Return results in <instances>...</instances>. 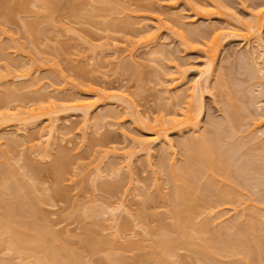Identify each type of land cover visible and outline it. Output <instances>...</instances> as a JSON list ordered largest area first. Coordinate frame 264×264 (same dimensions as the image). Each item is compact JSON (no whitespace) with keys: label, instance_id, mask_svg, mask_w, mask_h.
Returning a JSON list of instances; mask_svg holds the SVG:
<instances>
[{"label":"rangeland","instance_id":"1","mask_svg":"<svg viewBox=\"0 0 264 264\" xmlns=\"http://www.w3.org/2000/svg\"><path fill=\"white\" fill-rule=\"evenodd\" d=\"M208 1L190 0L188 5L184 0H42L46 7L48 6L42 10L41 4L38 5L41 1L38 0H0V109L6 107L4 110L8 109L11 113L6 117H0V135L4 133L5 135L2 136L7 135L9 137L12 133H15L16 128H22L21 125H26L25 136L34 139L38 129L46 127L50 119H56L55 122L58 125L56 142L51 146L50 157L45 155V159L44 157L41 158L42 155L39 157L40 152L37 155L38 152L33 151L36 145H33V149L29 145L37 144L36 140L29 143L26 142L24 135L23 138H19L21 135H18L17 138L19 139L15 138L16 142L11 141V144H7L3 139L0 142V177H7L8 187L13 184L16 177L26 182L29 181L31 186L27 183L30 190L33 188L28 194L30 204L18 209L21 215V218H17L18 221L21 219L19 222L38 225L44 230L45 236L48 235L47 238L51 235L49 240L52 239L51 242L55 247L65 249L64 252L67 251L69 256H73L74 262L77 261L76 264H119V261L120 264H141L144 260L145 262L142 264H161L158 257H156V255H159L160 250L158 249V251L151 244L159 237L156 235H160L165 230H170V225L175 220L171 210L174 205L173 190L180 188L182 185L184 186V181L181 184L180 179L177 182L170 179L169 169L170 167L171 169H174L172 167L177 168L180 164V167H185V161L191 159L184 152L186 148L184 149L178 142L181 139L190 138L191 135L195 138L197 132V135L200 136L205 131L210 134L213 132L211 135L208 133V137L211 136L210 138L218 135L216 145L223 146L221 150H223V154H226V161L231 158L234 159L230 160L232 162L227 161V163L229 162L226 165L227 168H224L225 170L222 172H216V174L215 172L212 173L211 170L209 172L206 168L205 172L202 171L204 167L200 169L199 173L196 171L199 178L195 177L197 180L194 179L195 185L201 184L205 188L208 186L207 182L209 181L212 185L216 183V187L209 185L212 186V188L209 187V193H200L198 200L200 201L209 196L206 197L207 201L212 199V201H216L218 194L224 190L227 195L221 194L226 202L221 200V202H218L221 205H214L216 206L214 208L213 206L211 208V205L207 203V205H202L197 209L198 213L193 215L192 224L197 228L202 225L203 228L206 221L209 222L210 219L212 225L208 224L211 228L209 231L206 228L202 229L206 232L201 233L202 238H198L200 242L197 243L196 241L197 247L194 249L187 247L186 244L185 246L184 244L177 245L173 252L176 251L171 253V256L174 254L175 259L173 258V261L176 264H210L211 262L209 263L208 259L204 260L205 254H201L204 249L201 250V246L206 245L210 239L211 244L216 242L217 246H220L218 242L224 240L227 235L229 237L233 235L231 238L236 237H234L236 245H239V242L241 243L240 248L244 243L242 241L246 243L243 244V247L249 245L246 247L251 250V257L248 259V254L246 259L245 257L238 259V255L229 258V254L226 255L225 251L223 252L220 249L221 251L218 250L215 255L218 257H216L218 264H238L239 262V264H263L264 248L261 247L263 250L259 252L256 244H264V217H262L264 215V169H261L264 168V131H262L263 128L260 131L256 130L253 121L257 120L258 116H264V90H262L264 89V64H261L260 57H256V54L252 55L254 64L251 61L252 59L249 60L251 55L249 57L247 54H251L253 52L251 48L254 47V44H251L253 40L251 37L246 35H240L238 38L227 37V40L222 43L223 47L219 49L214 61L215 68H219L215 70L217 72L223 71V78L220 79L222 84L220 83V87L215 85L217 79L211 78V83L208 84L209 88L203 90L202 104L204 106L201 110L200 127L195 134H189V131L186 130L181 133H176V130L169 131V137L174 144H177L172 147L173 150L170 149L173 153L170 150L166 153L163 151L164 149H159L160 144H153L150 150L151 155H148L150 159H148V162H146L145 151L140 150L138 146V148L136 147L140 140L147 141L150 136L148 132L141 129L138 120L145 121L148 119L152 121L153 118L161 116L165 118L174 115L180 116L179 111L186 105L188 98L186 96L175 97V93L185 89V86L197 76V69L202 67L203 61H205V44L202 40L208 39L209 36L210 39L211 33L218 29V26L223 28L229 23L226 21L227 16H231L233 19L236 18L240 22H246L250 17L255 18L250 16V14L254 15L251 10L258 9L259 4L264 3V0H222L227 5L226 8L230 7L234 12L224 10L225 5L222 4L223 7L217 6L219 13L211 12L206 14L209 15L206 18L196 16L193 7L197 5L199 9L202 6V9L205 8L204 10L211 8V11H213V1ZM51 2H54V4ZM222 15L226 16V20ZM251 19L250 21L254 20ZM118 20L119 23H117ZM229 21L232 22L233 20L229 19ZM26 22H29L28 25ZM150 22H153V24L156 22L155 25L159 24L160 26L156 30L158 40L146 44V41L142 40L145 39L142 33L151 25ZM144 23L148 26L146 29ZM237 25L236 29L240 28V25ZM151 27H149V30L153 29L154 25ZM197 28L200 29L197 30ZM190 29L194 30L195 32H193L197 36H201V32H203V35L193 39L196 38V34L191 35L188 32ZM143 30L144 32H141ZM176 30L181 31L183 40L177 36ZM139 34L143 36L142 39ZM261 36L264 40V22L262 23ZM136 38L138 44L135 42ZM139 39L143 42H140ZM186 40L191 43L195 42L196 46L194 43L195 47H191V43ZM155 47L163 51V55L160 53L161 58H157L161 60L156 61L155 59L156 62L149 54ZM240 53L241 55L238 57ZM157 56L160 57L158 53ZM175 64L177 65L176 68L174 67ZM175 69H178L180 73L174 72ZM257 69L258 71H256ZM23 71H28L27 77L24 76L26 74ZM166 72H173L171 75L174 76L179 75L181 81L174 88L172 87L173 89L170 88L167 91L165 89L168 87L170 80H167L168 75ZM21 73L24 74V77L19 76L22 75ZM219 74L222 73H218L217 76ZM33 81L36 84L28 87L27 85ZM215 86L219 88L217 87V89ZM85 87H91L94 91L84 94L82 88ZM100 87L109 95L106 97L103 94H99L100 97L94 96L93 93H97ZM120 93L126 95L125 97L130 98L135 103V108L137 107L141 116L131 113V109L124 103L117 101L120 99L118 98ZM259 94L262 95V98ZM53 95H56L55 98L59 97L60 101L64 98L67 99L69 96L76 98L81 96L87 97L88 100L93 99L94 103L97 102L93 109H90V111L92 110L90 115L97 114L100 117L99 125L96 120L93 121L92 119L95 122L94 127L92 125L89 130H86L84 142L81 141V116L79 112L73 108L62 107V105V108L57 109L58 111L49 112L53 108L50 107L52 106L49 103L51 100L48 99ZM110 95L111 97H108ZM2 97L5 100L4 102H2ZM62 97L63 99H61ZM55 100L52 99V101ZM60 101H56L58 103L55 102L57 105H54L60 106L62 103V101L59 103ZM68 102L65 105L68 106ZM69 103L71 104V101ZM191 104L194 106L196 102L192 101ZM15 111L20 112L21 115L25 114L22 117H27L25 118L27 121L20 114L13 116ZM99 114H102V117ZM11 115L14 118H9ZM29 116H32V119ZM133 118H137L135 119L136 122ZM22 120L24 122H21ZM100 126L101 128H99ZM158 150L165 153H160ZM130 151L132 152L129 153V166H126L127 160H123V156H125L123 152L127 154ZM190 159L187 162L188 164L193 163V160ZM110 163L113 164L110 165ZM110 167L114 169L111 170ZM180 167L176 169V175ZM196 172H193L194 175H196ZM204 173L208 175L212 173L214 179L212 176H208V181L202 182L204 178L202 174ZM12 176L15 177L14 180H11L13 179ZM216 176L217 178H221V176L223 178L217 180ZM186 183L188 182L186 181L185 185ZM33 184L34 186H32ZM217 187L218 191L216 190ZM8 191L10 190L7 189ZM215 194H217V197ZM118 204H121L118 209L114 212L113 210L109 211L110 208L113 209ZM1 206L0 214L4 209L3 205ZM218 206L219 208H217ZM211 209H214L213 212L210 211ZM28 210H31L34 214L32 216L31 214L27 215ZM83 211L84 213H82ZM90 211L91 213H88ZM94 212L96 216L93 214ZM218 214L223 216L216 219L217 222L220 221L221 223H215L216 220L212 219L214 215ZM230 223L232 225H229ZM247 224L249 226L253 224L251 230ZM221 225H235L237 229L235 231L234 228L228 230L226 234H224L226 230L223 229L224 231L219 232L220 236L219 233L211 234L214 229L217 230ZM245 228L249 229L246 233L245 230L247 229ZM54 229L57 231V236ZM219 238L222 239L217 242ZM88 239H90L89 242L95 244H92V251H90L91 247L87 245L89 243ZM199 244L200 246H198ZM263 244L261 245L263 246ZM205 245L202 248H205ZM253 246L257 247L253 248ZM113 248L117 249L114 250ZM112 249L116 251L114 252L115 255L120 257L117 258L119 261L117 259L114 261L115 255L113 258L110 256V254H114ZM111 251L112 253H110ZM76 252L79 254L77 255ZM153 253L158 254L153 255V257L151 255ZM3 254L0 253V260L10 256L7 253ZM6 254L7 256H5ZM80 256L79 261L76 257ZM105 256H107V260ZM227 257L229 259L226 260ZM10 259L12 258L6 260ZM3 262L5 263V261ZM10 262L12 261L7 263Z\"/></svg>","mask_w":264,"mask_h":264},{"label":"bare ground","instance_id":"2","mask_svg":"<svg viewBox=\"0 0 264 264\" xmlns=\"http://www.w3.org/2000/svg\"><path fill=\"white\" fill-rule=\"evenodd\" d=\"M38 1H41L42 2V0H38ZM50 1V0H49ZM93 1V0H92ZM95 1V0H94ZM188 5H189V3H190V0H184ZM207 2H209L208 0H206ZM211 2H212V4H213V6H214V8L212 7V10L213 11H211V8H209V9H206V10H204L205 8L203 7V9L200 7V9H199V7H193V9H194V14L197 16V15H199V16H201V17H207V16H209V15H206V14H209V13H211V12H214V13H219V10L217 9V6H222V4L223 5H225L224 3H223V1L222 0H210ZM38 3V5L39 4H41L40 6L42 7V10H43V8L44 7H46V4L45 3ZM48 2V1H47ZM211 2H210V5H211ZM49 3V2H48ZM51 3H53L54 4V2H51ZM96 3V2H95ZM103 3V2H102ZM259 3H260V1H259ZM258 3V4H259ZM37 4V3H36ZM42 4H45V5H42ZM58 4V3H57ZM193 4V3H192ZM219 4H221V5H219ZM51 6V5H50ZM97 6V5H96ZM100 6V5H99ZM226 6L227 5H225L224 7H223V9L224 10H228V11H232V9H230V7L229 8H226ZM38 7V6H37ZM48 7V6H47ZM46 7V8H47ZM51 7H53V6H51ZM105 7V6H104ZM192 7V6H191ZM219 7V8H220ZM258 7V6H257ZM45 8V9H46ZM94 8H95V6H94ZM41 9V8H40ZM53 9V8H52ZM202 9V10H201ZM221 9V8H220ZM94 11H95V9H93ZM100 10V9H99ZM106 10H107V8H106ZM224 10H222V11H224ZM45 11V10H44ZM43 11V12H44ZM103 11H105V10H103ZM251 11H253V13L252 14H254V15H251L250 14V16H254L255 18H252V17H250V18H248V20L246 21L245 19H243L244 21H246V22H240L238 19H236V18H232L231 16L229 17V16H225L226 18H227V20H226V18L222 15V17H224L225 18V20L227 21V22H229V23H227L223 28H221V26L219 27H217L218 29H213V30H215V31H213L210 35H211V38L209 39V37H208V39H207V41H205V40H202L203 42H204V44H205V50H204V52H205V54H204V57H205V61H203L204 63L202 64V67H199V69H197V76H195L194 78H193V80L191 81V82H189V84L187 85V86H185L186 88L185 89H183V90H181V92L179 91L178 93L176 92L175 93V97H178V98H180V97H187L188 99L186 100L185 98H182V99H185L186 100V105L185 106H183L182 107V109L179 111V114H180V116H176V115H174L173 117L172 116H170V117H163V116H161V117H159V118H153L152 119V121L151 120H148V119H146L145 121L144 120H142V119H140V121L138 120V122H140L139 123V126L141 127V129L142 130H144V131H146V132H148L149 134H150V136L147 138L148 140L147 141H143V140H140L139 142H138V144L136 145V147L138 146L139 147V149L140 150H144L145 151V153H146V162H148V155H151V153H150V150L152 149V145L154 144H160V146H159V149H164L163 151H165L166 153H167V151H169L170 149H172L173 150V146L176 144H174V142L171 140V138L169 137V131H175L176 130V133H181V132H184L185 130L188 132L189 131V134H195L196 132H197V130L199 129V124H200V117L202 116V113H201V110L203 109L202 107L204 106L203 104H202V92H203V90H205V89H208L209 88V86H208V84H209V82H210V79L211 78H213V79H217L216 81H217V84H215V85H218L219 87L221 86V82H222V80H221V82H220V79H222L223 77V71L222 72H217L215 69L216 68H218V67H216L215 68V59H216V56H217V53L219 52V49L221 48V47H223V45H222V43H224L225 42V40H227V37H229V38H238V36H240V35H246V36H248V37H251L253 40H252V45L254 44V47L253 48H251L252 47V45L250 44V48L251 49H253L252 51V53L250 54V53H248L247 55H249V57H250V55H251V57H252V55L254 54H256V57H260L259 59L261 60H258V58H255V59H257L258 61H260L261 62V64L263 63L264 64V40H263V38H262V36H261V28H262V23L264 22V3L262 2L261 4H259V8L257 9H253V10H251ZM113 12V11H112ZM232 12H234V11H232ZM251 13V12H250ZM106 14H108V15H110L109 13H106ZM44 15V14H43ZM203 15V16H202ZM237 15V14H236ZM115 16V15H114ZM239 17V16H238ZM108 18V17H107ZM112 18V17H111ZM117 18V17H116ZM159 18V17H158ZM240 18V17H239ZM256 19L255 21L254 20H252V19ZM114 19V18H113ZM120 19V18H119ZM229 19L230 20H233V21H235L234 23H232V22H230L229 21ZM250 19L252 20V21H250ZM111 21H113V20H111ZM115 21V20H114ZM120 21H121V19H120ZM123 21V20H122ZM125 22V21H124ZM29 23V22H28ZM28 23L26 22V24L28 25ZM116 23V22H115ZM117 23H119V20H118V22ZM122 23V22H121ZM151 23V22H150ZM155 23L156 22H154V24H153V22L151 23V25H149V27H151V26H153L154 25V27H153V29H151V30H149L150 28L147 26V24L146 23H144L143 25H145V29H146V27H148L147 28V30L144 32V30L143 31H141V32H144V33H142V35H144V38L145 39H142L143 38V36L142 35H140V38L147 44L148 42H150V43H154V42H156L155 40L157 39L156 38V30L160 27L159 26V24L156 26L155 25ZM153 24V25H152ZM237 24H239L240 25V28H238V29H236L237 27H238V25ZM222 25V24H221ZM113 26H115L114 24H113ZM157 28H156V27ZM226 26H228V27H226ZM197 27H200V26H197ZM214 27H216V26H214ZM29 28H30V25H29ZM152 28V27H151ZM213 28V27H212ZM234 28V29H233ZM193 29H194V27H193ZM196 29V28H195ZM198 29H200V28H197V30ZM209 29H211V28H209ZM240 29V30H239ZM196 30V31H197ZM202 30H203V28H202ZM239 30V31H238ZM194 30H192V29H190L188 32L191 34V35H194V34H196V33H194L193 32ZM209 32H210V30H208ZM240 31H242V32H240ZM176 32V34H177V36L179 37V38H181L182 40L184 39L183 38V35L181 34V31L180 30H176L175 31ZM192 32V33H191ZM199 33L201 32V31H198ZM194 33V34H193ZM202 33V35H203V32H201ZM206 33V32H205ZM208 33V32H207ZM138 35V36H139ZM201 35V34H200ZM201 35V36H202ZM205 35V34H204ZM142 36V37H141ZM190 36V35H189ZM199 36V35H198ZM197 34L195 35V37L196 38H193V39H197ZM201 36H199V37H201ZM207 36V35H206ZM237 36V37H236ZM198 37V38H199ZM192 38V37H191ZM203 38V37H202ZM201 38V39H202ZM240 38V37H239ZM141 39H139V41L140 42H143ZM186 39V38H185ZM204 39V38H203ZM158 40V39H157ZM189 40H191V39H189ZM189 40H186V41H188L189 42ZM246 40H248V39H246ZM246 40H245V42H246ZM196 41V40H195ZM198 41V40H197ZM137 44H138V40H137V38H136V41H135ZM193 42V41H192ZM199 42H201L200 40H199ZM202 42V43H203ZM144 43V44H145ZM189 43H191V42H189ZM195 42H193V43H191L190 45H192L191 47H193ZM141 44V43H140ZM145 44V45H146ZM188 44V43H187ZM150 45V44H149ZM155 45V44H154ZM183 45H184V43H183ZM248 45V44H247ZM185 47H186V45H184ZM189 46V45H188ZM195 46H196V43H195ZM194 46V47H195ZM1 47V46H0ZM148 47V46H147ZM160 47V46H159ZM190 46H189V48H191ZM145 48V47H144ZM163 48V47H162ZM161 48V49H162ZM247 48V47H246ZM192 49V48H191ZM163 50V49H162ZM250 50V49H249ZM248 51V50H247ZM157 53H158V55L160 56V53H161V55H163L162 53H163V51H161L160 49H158V48H154L153 49V51L152 52H150L149 54H151L152 55V59L155 61V59H156V61L158 60L157 58H161V56L160 57H158L157 56ZM164 54H165V51H164ZM167 54V53H166ZM219 55V54H218ZM241 55V53L238 55V57ZM1 56V55H0ZM244 56H245V54H244ZM149 57H150V55H149ZM237 57V58H238ZM248 57V56H247ZM249 58V60L250 59H252L251 61L253 62V64H254V59H253V57L252 58ZM150 59V58H149ZM151 59V60H152ZM244 59V58H243ZM159 60H161V59H159ZM158 60V61H159ZM256 60V61H257ZM155 61V62H156ZM252 65V64H251ZM260 65V64H259ZM176 64H175V68H176ZM250 66V65H249ZM255 66V65H254ZM254 66H253V69H254ZM219 69V68H218ZM252 69V70H253ZM221 70V69H220ZM224 70V69H223ZM255 70V69H254ZM217 72V74L218 73H222L221 75L219 74L218 76H217V74H216V72ZM256 71H258V69L256 70ZM24 72V74H26V75H24V74H22V75H19V76H21V77H27L28 75V71H23ZM174 72H179L178 71V69H175L174 70ZM254 72V71H253ZM260 72H261V69H260ZM171 73H173V72H166V74L168 75V77H167V80H170V82L167 84L168 85V87H166V91L167 90H170V88H174V86H176V85H178L181 81L179 80V78H180V76L179 75H177V76H174V75H171ZM180 73V72H179ZM24 75V76H23ZM18 76V77H19ZM21 77H19V78H21ZM24 80V79H23ZM37 81V80H36ZM39 81V80H38ZM180 81V82H179ZM39 83V82H38ZM178 83V84H177ZM211 83V82H210ZM216 83V82H215ZM221 83V84H220ZM35 84H36V82H35ZM34 84V81L33 82H31V83H29L27 86L29 87V86H32V85H35ZM25 85V86H26ZM218 86H215L216 88L218 87ZM34 87V86H33ZM165 87V86H164ZM208 87V88H207ZM218 87V88H219ZM20 88V87H19ZM24 88V87H23ZM172 88V89H173ZM217 88V89H218ZM264 88V87H263ZM96 89V88H95ZM8 90V89H7ZM35 90V89H34ZM262 90H264V89H262ZM261 90V91H262ZM32 91V90H31ZM39 91V90H38ZM92 91H94L93 90V88H91V87H85V88H82V92L85 94V93H87V92H91L92 93ZM260 91V92H261ZM8 92H9V90H8ZM29 92V91H28ZM10 93H12V92H10ZM25 93V92H24ZM38 93H40V92H38ZM96 93V92H95ZM95 93H93L94 94V96L95 95H97V96H99L100 97V95H102L103 94V96L104 97H106L107 95H109V93H106L104 90H103V88H99L98 89V92L95 94ZM122 93V92H121ZM120 93V94H121ZM263 93H264V91H263ZM9 94V93H8ZM100 94V95H99ZM119 94V96L120 97H118V98H120V99H118V98H116V99H118L117 101L118 102H122V103H124L129 109H131V113H134V114H139V116H141L140 114L141 113H139L138 112V109H137V107L135 108V103L134 102H132L131 100H130V98H128V97H125L124 95H120ZM2 96H3V94H1ZM10 95V94H9ZM8 95V96H9ZM39 95V94H38ZM259 95H261V94H259ZM7 96V97H8ZM41 96V95H40ZM54 96H56V95H53V96H51L50 97V99H48V100H51L49 103L52 105V106H50V104L49 103H47V104H49V106L51 107V108H53V109H51L49 112L50 113H52V112H56V111H58L57 109H59V108H62V107H65V108H67V107H69L70 109L71 108H73V109H75V111H77V112H79V114H80V116H81V120H80V124H81V127H80V130H81V134L80 135H82V138H81V141L82 142H84V140H85V138H86V130L88 129L89 130V128L92 126V127H94V123L95 122H93V121H95L96 120V123L98 124L99 123V116H97V114H95V115H90V112L92 111H90V109L92 108L93 109V107L96 105V103H94V101H92V100H88V98L87 97H68L67 99H63V97L61 98V99H63L64 101H65V103L67 104V102L69 101V98H70V101H71V104L68 102V106L67 105H65V103L63 102V100H61L62 101V103L64 104V106H63V104L61 103V101L59 100V97H54ZM174 96V95H173ZM6 97V98H7ZM49 97V96H48ZM108 97H111V95L110 96H108ZM260 97V96H259ZM263 97H264V94H263ZM1 98V97H0ZM37 98H39V97H37ZM56 100H55V99ZM85 98H86V100H85ZM122 98V99H121ZM261 98H262V95H261ZM2 99H3V97H2ZM52 99L53 100H55V101H52ZM100 99V98H99ZM264 99V98H263ZM122 100V101H121ZM2 101V100H1ZM5 100L3 99V101L2 102H4ZM56 101H60L59 103H61L60 104V106H55V105H57L56 103H58V102H56ZM182 101V100H181ZM192 101L194 102H196V105H194L193 106V104H191L192 103ZM56 102V103H55ZM260 102H262V101H260ZM259 102V103H260ZM185 103V102H184ZM55 104V105H54ZM69 104H70V106H69ZM94 104V105H93ZM182 104V103H181ZM261 104H263V103H261ZM0 105H1V103H0ZM2 105H3V103H2ZM53 105H54V107H53ZM61 105H62V107H61ZM123 105V104H122ZM259 105V104H258ZM8 106V105H7ZM49 106H47L48 108H49ZM1 107V106H0ZM54 108H56V109H54ZM4 109H6V107L5 108H3V109H0V117L1 118H3V117H6L7 115H9V110L7 109V110H4ZM3 110V111H2ZM56 110V111H55ZM15 112H16V115H15ZM13 114V116H18L17 114H20L21 115V113L19 112H17V111H15ZM28 113V112H27ZM29 113H31V112H29ZM49 113V114H50ZM114 113V112H113ZM200 113H201V115H200ZM11 114V113H10ZM105 114V113H104ZM174 114H176V113H174ZM19 115V116H20ZM22 115H25V114H22ZM22 115H21V117H22ZM99 115H101V117H102V114H99ZM110 115V114H109ZM112 115V114H111ZM93 116H95V117H93ZM137 117H138V115H136ZM176 116V117H175ZM12 117V115L9 117V118H11ZM31 117V119H32V116H29V118ZM12 118H14V117H12ZM23 119H25V118H27V117H25V116H23L22 117ZM141 118V117H140ZM18 119V118H17ZM92 119H93V121H92ZM134 119V118H133ZM135 119H137V118H135ZM134 119V120H135ZM139 119V118H138ZM9 120V119H8ZM21 120V119H20ZM26 121H27V119H25ZM56 120V119H55ZM55 120L52 118V119H50L49 120V123H47L46 124V127L44 126V127H42L40 130L38 129V131L36 132L37 134L34 136V139H32V137H31V139L30 138H27L25 135H26V128H25V126L26 125H21V126H23L22 128L20 127V128H16L15 129V133H12V137L11 136H2V135H5L4 133L2 134V135H0V142H2V140L3 139H5V143H7V144H9L11 141L12 142H16L17 140H15V138L16 139H19V138H23V135H24V137L26 138V142L28 141L29 143H32V142H30V141H32V140H34V142H35V140H36V143L37 144H29L30 145V147L33 149V147L35 146L36 148H34L33 149V151H36V153H37V155H39V152L41 153L40 154V156L39 157H41V155H42V157L41 158H43L44 157V159H45V157L46 156H49L50 157V152H51V146H52V144L54 145L55 144V137H56V132H57V129H58V125L56 124V122H55ZM225 120V119H224ZM31 121H33V120H31ZM228 121V120H227ZM21 122H24V120H22ZM135 122H136V120H135ZM222 122H224V121H222ZM18 123H20V122H18ZM27 123V122H26ZM230 123V122H229ZM22 124V123H21ZM96 124V125H97ZM101 124H102V121H101ZM100 124V125H101ZM212 124V123H211ZM253 124H254V126L257 128L256 130H258V131H260V129H262V131H264V116L262 115V117L260 116H258L257 117V120L255 119V121H253ZM18 125V124H17ZM96 125H95V128H96ZM99 125V124H98ZM97 125V126H98ZM217 125V124H216ZM215 125V126H216ZM226 125V124H225ZM19 126V125H18ZM80 126V125H79ZM138 126V125H137ZM15 127V126H14ZM212 128H213V125L211 126ZM229 127H231L230 125H229ZM254 127V128H255ZM79 128V127H78ZM99 128H101V126L99 127ZM214 128H216V127H214ZM92 130H93V128H91ZM230 129H232V128H230ZM98 130V129H97ZM184 130V131H183ZM13 131V130H12ZM16 131H18V132H16ZM223 131V130H222ZM261 131V132H262ZM88 132V131H87ZM203 132V131H202ZM94 133V132H93ZM209 133V132H208ZM208 133L205 131V133H203V134H201L200 136H198L197 134H198V132H197V137H196V135H195V138H194V136L192 137V135L190 136V138H186V139H179L180 141L178 142V144L179 145H182L183 147H184V149L186 148V151H184V152H186V154H188V155H186V156H190L191 157V161L193 160V163H191L190 162V164H188L187 162H189V159L187 160V162L185 161V163L187 164H185L184 163V165H185V167L183 166V167H180L181 166V164L177 167V168H179L180 167V169H179V172L177 173V175L175 174L176 172H177V168L176 167H172V168H174V169H171V167H170V169H169V176L171 177L170 179H173V180H176V182H177V180H179L180 179V183L182 182V181H184L183 182V184H184V186L182 185L180 188L178 187V188H176V189H174L173 190V197H174V205H173V209H171L173 212H172V214H173V216H174V221H172L173 223H171V225H170V230L168 229V230H163L164 232L163 233H161L160 235H156V236H159L158 238H157V240L155 239V241H152V244H151V246H153L155 249H159L161 252H162V254H161V252L159 251V255H161V256H159V255H156V257H158V260L161 262V264H176L174 261H173V258H174V254H172V256H171V253L173 252V250L174 249H176L175 247L178 245H180V244H184V246H185V244L186 245H188L187 247H192L193 249L195 248V247H197V244H196V241H197V243H199L200 241H199V239L200 238H202L201 236V233H205L206 231H203L202 229H208L207 231H209V229L211 228V227H209V224L208 223H210V219H209V222H208V220L206 221V223L204 224V227L202 228V225L200 226V227H198L197 228V226H194L193 224H192V217H193V215H195V214H197L198 212H197V209L198 208H200L202 205L204 206V205H207V203H208V205H211V208H212V206H213V208L214 207H216V206H214V205H219V203L218 202H221V200L222 201H224V199H223V196H222V194L221 193H223L224 195H227V194H225V192H224V190H222V192H218L219 194H218V199H216V201L214 200V201H212V200H206V197H205V199H202V200H198L199 199V197H198V195L200 194V193H209L210 192V188L209 187H211L212 188V186H215L216 187V183H213V185L210 183V181L209 182H207L208 181V176H212L213 177V179H214V176L212 175V173H214L215 172V174H216V172H222V171H224L225 169L224 168H227V164H229V162L227 163V161H230L231 159L233 160L234 158H231L230 160H227L226 161V159H227V157L225 158V156H226V154H223L222 152H223V150H221L222 149V147H220V146H218V145H216V142L218 141L217 139H218V135H216V137H214V138H210L211 136V134L213 133H209L210 135V137H208ZM260 133V132H259ZM263 133V132H262ZM1 134V133H0ZM8 135H9V133H7ZM11 134V133H10ZM14 134V135H13ZM206 134V135H205ZM218 134V133H217ZM18 135H21L20 137L18 136ZM34 135V134H33ZM221 135V134H220ZM30 136V135H29ZM32 136V135H31ZM17 137H19V138H17ZM192 137V138H191ZM213 137V136H212ZM107 138V137H106ZM228 138V137H227ZM57 139V138H56ZM79 139V138H78ZM212 139V140H211ZM223 139V138H222ZM226 139V138H225ZM22 140H24V139H22ZM25 141V140H24ZM93 141V140H92ZM97 141V140H96ZM220 141H221V138H220ZM11 142V143H12ZM225 142V141H224ZM10 143V144H11ZM20 143H22V142H20ZM59 143V142H58ZM77 143V142H76ZM81 144V143H80ZM222 144V143H221ZM34 145V146H33ZM177 145V144H176ZM225 145V144H224ZM158 146V145H157ZM239 146V145H238ZM50 147V148H49ZM54 147V146H53ZM137 147V148H138ZM177 147V146H176ZM31 148H30V150H31ZM175 148V147H174ZM166 149H168V150H166ZM183 149V148H182ZM227 149H228V147H227ZM1 150H2V148H1ZM153 150H154V147H153ZM161 150V151H162ZM172 150H170V151H172ZM159 151V150H158ZM169 151V152H170ZM233 151V150H232ZM58 152L60 153V151L58 150ZM132 151H130V152H126L127 154H125L124 152H123V155H125V156H123V160L124 159H126L127 160V162H126V166H129V164H128V160L130 159V154L129 153H131ZM160 152V151H159ZM165 152H160V153H165ZM168 152V153H169ZM153 153V152H152ZM172 153H173V151H172ZM226 153V152H225ZM237 153V152H236ZM230 154V153H229ZM234 154V153H233ZM44 155V156H43ZM46 155V156H45ZM60 155V154H59ZM231 156V155H230ZM59 157V156H58ZM150 157V156H149ZM167 157V156H166ZM234 157V156H233ZM48 158V157H47ZM60 158V157H59ZM168 158H170V157H168ZM229 158V157H228ZM58 159V158H57ZM60 160V159H59ZM150 160V159H149ZM184 160H186V159H184ZM245 160V159H244ZM56 161V160H55ZM58 161V160H57ZM62 161V160H61ZM239 161H241V160H239ZM249 161H252V160H249ZM255 161V160H254ZM59 162V161H58ZM230 162H232V161H230ZM55 163V162H54ZM149 163H150V161H149ZM171 163V162H170ZM255 163V162H254ZM259 163V162H258ZM113 164V163H112ZM111 163H110V165H112ZM183 164V163H182ZM233 164V163H232ZM237 164V163H236ZM239 164V163H238ZM59 165V164H58ZM114 165H116V164H114ZM114 165H113V167H114ZM168 165H169V163H168ZM193 165V166H192ZM248 165H250V164H248ZM56 166H57V163H56ZM161 166V165H160ZM201 166V167H200ZM237 166V165H236ZM258 166V165H257ZM162 167V166H161ZM166 167V166H165ZM204 167V169L202 170V171H204L205 170V168H206V170H208L209 172H210V170H211V172L212 173H210V175H208L207 173L204 175V174H202L203 176H204V178H203V180H202V182H207L208 183V186L207 187H205V188H203L202 186H201V184H199V185H195V183H194V181L196 180V178L198 177L199 178V174H197V172L199 173L200 172V169L201 168H203ZM232 167V166H231ZM240 167V166H239ZM238 167V168H239ZM55 168V167H54ZM115 168V167H114ZM114 168H112V167H110V169L112 170V169H114ZM120 168V167H119ZM193 168V169H192ZM241 169H242V167H240ZM248 168V167H247ZM246 168V169H247ZM61 169V168H60ZM240 169V170H241ZM257 169V168H256ZM261 169H264V168H261ZM63 170V169H62ZM61 170V171H62ZM184 171V173L182 174V172ZM227 170V169H226ZM239 170V171H240ZM1 171V170H0ZM57 171V170H56ZM195 173L196 171V175H194V173ZM201 171V172H202ZM244 171H246V170H244ZM244 171H242V172H244ZM60 172V171H59ZM181 172V173H180ZM205 172V171H204ZM208 172V173H209ZM238 172V171H237ZM250 172V171H249ZM252 172V171H251ZM263 172V171H262ZM3 173V172H2ZM18 173V172H17ZM203 173V172H202ZM227 173V172H226ZM246 173V172H245ZM248 173V172H247ZM178 174H180V175H178ZM225 174V173H224ZM241 174V173H240ZM249 174V173H248ZM11 175H13L12 173H11ZM18 175V174H17ZM17 175H14V176H17ZM19 175H20V173H19ZM198 175V176H197ZM244 175V174H243ZM250 175V174H249ZM10 176V175H9ZM25 176V175H24ZM248 176V175H247ZM263 176V175H262ZM196 177V178H195ZM200 177H201V175H200ZM1 179H0V206L1 205H3V212H2V214H0V251L2 250L3 252H0V253H7L8 255H10V256H7V254L5 255V256H7V258L6 259H9V258H12V259H10V260H6V259H4V260H0V264H17L18 262V264H76L77 263V261L76 262H74V258H73V256H69L68 255V252L67 251H65L64 252V250L65 249H61V248H57V247H55L54 246V244L51 242V238H50V240H49V237L51 236H49L48 238H47V236H45L46 234L44 233V230L43 229H41L40 227H38V225H34L33 223H24V222H19V221H21V219H19V221H18V217H20L21 215L19 214V212H18V209L19 208H22L24 205H27V204H30V200L28 199L29 198V192L33 189L32 187V189L30 190V187L28 186V183H29V181H25V180H20V179H17L18 177H16V179H15V177H13L12 176V178L13 179H11V180H14L15 179V181L13 182V184H10L9 186L10 187H8V184L9 183H6V182H8L7 181V177L5 178V176H2V177H0ZM197 178V179H198ZM216 178H217V176H216ZM221 178H223L222 176H221ZM221 178H217V180L218 179H220L221 180ZM229 178V177H228ZM243 178V177H242ZM195 179V180H194ZM210 179V178H209ZM10 180V181H11ZM216 180V181H217ZM226 181H228L227 179H225ZM244 180V179H243ZM247 180V179H246ZM259 180V179H258ZM31 181V180H30ZM188 182V183H186V185H185V182ZM197 181V180H196ZM257 181V180H256ZM255 181V182H256ZM200 182V181H199ZM259 182V181H258ZM263 182V181H262ZM261 182V183H262ZM32 183V182H31ZM179 183V182H178ZM178 183H177V185H178ZM219 183V182H218ZM245 183V182H244ZM30 184V183H29ZM182 184V183H181ZM204 184V183H203ZM226 184V183H225ZM176 185V186H177ZM209 185H212V186H209ZM221 185V184H220ZM224 185V184H223ZM30 186H31V184H30ZM32 186H34V184L32 185ZM179 186V185H178ZM217 186H219V185H217ZM214 187V188H215ZM10 188V189H9ZM228 188V187H227ZM231 188V187H230ZM6 189V190H5ZM7 189L8 190H10V191H8L7 192ZM218 189V187L216 188V190ZM193 190V191H192ZM5 191H6V193H5ZM218 191V190H217ZM217 191H216V193H217ZM221 191V190H220ZM172 192V191H171ZM235 193V192H234ZM8 196H7V195ZM221 194V195H220ZM216 195V197H217V194H215ZM209 197V196H208ZM207 197V198H208ZM231 197H232V195H231ZM202 198V197H201ZM222 198V199H221ZM224 198H226L225 196H224ZM228 198H230V197H228ZM210 199V198H209ZM229 200V199H228ZM207 201V202H206ZM213 202H215V203H213ZM217 202V203H216ZM224 202H226V200L224 201ZM15 203V204H14ZM204 203V204H203ZM212 203V204H211ZM227 203H229V202H227ZM251 204H253V203H251ZM221 205V204H220ZM219 205V206H220ZM254 205H255V203H254ZM121 206V204H118L115 208L113 207V209H111L110 208V210L109 211H111V210H113V212H114V210H116V209H118L119 207ZM172 206V205H171ZM219 206L217 207V208H219ZM2 207V206H1ZM32 207V206H31ZM221 208V207H220ZM260 208V207H259ZM256 209H257V207H256ZM206 210V209H205ZM214 210V209H213ZM213 210L211 209L210 211H212L213 212ZM263 210V209H262ZM261 210V211H262ZM92 211V210H91ZM91 211L90 212H88V213H91ZM96 211V210H95ZM108 211V212H109ZM218 211V210H217ZM255 211V210H254ZM264 211V210H263ZM171 212V211H170ZM212 212H211V214H212ZM219 212V211H218ZM222 212V211H221ZM237 212V211H236ZM252 212H253V210H252ZM82 213H84V211L82 212ZM112 213V212H111ZM215 214H216V211L214 212ZM223 213V212H222ZM30 215L31 214V216L34 214L31 210H28L27 211V215ZM93 214H95V212L93 213ZM201 214V213H200ZM234 214V213H233ZM235 214H237V213H235ZM242 214H243V212H242ZM241 214V215H242ZM250 214V213H249ZM253 214V213H252ZM223 215H224V213H223ZM92 216V215H91ZM95 216H96V214H95ZM216 216V217H215ZM219 216V217H218ZM221 216H222V214L220 215V214H218V215H214L213 217H212V219H214V221L216 220V219H220L221 218ZM250 216V215H249ZM262 216V215H261ZM81 217H85V216H81ZM93 217H94V215H93ZM112 217V216H111ZM116 217V216H115ZM223 217V216H222ZM233 217V216H232ZM251 217V216H250ZM255 217V216H254ZM262 217H264V215L262 216ZM21 218V217H20ZM37 218V217H36ZM139 218V217H138ZM211 218V217H210ZM260 218V217H259ZM140 219V218H139ZM243 219V218H242ZM253 219V218H252ZM264 219V218H263ZM141 220V219H140ZM163 220V219H162ZM238 220V219H237ZM256 220V219H255ZM81 221V220H80ZM200 221V220H199ZM230 221V220H229ZM257 221V220H256ZM261 221V220H260ZM32 222V221H31ZM213 222V221H212ZM220 222V221H219ZM219 222H217V220L215 221V223H219ZM238 222V221H237ZM248 222V221H247ZM253 222V221H252ZM263 222V221H262ZM214 223V222H213ZM221 223V222H220ZM249 223V222H248ZM85 224V223H84ZM202 224V223H201ZM211 224V223H210ZM239 224H241V223H239ZM264 224V223H263ZM157 225H158V223H157ZM212 225V224H211ZM229 225H232L231 223L229 224ZM229 225H226V226H224V225H221V226H219V228L216 230V229H214V231L212 232V230H211V234H213V235H215V234H218L219 232L221 233V231L224 229V230H226V231H224L223 233L224 234H226V232L229 230H232L233 228H234V231H235V229H237V228H235V225H233V226H229ZM248 225V224H247ZM247 225H246V227H247ZM253 225V224H252ZM251 224H250V230H251V226H252ZM259 225V224H258ZM256 226H257V224H256ZM262 226V225H261ZM85 227V226H84ZM196 227V228H195ZM208 227V228H207ZM237 227V226H236ZM255 227V226H254ZM259 227V226H258ZM257 227V228H258ZM163 229H165V228H163ZM242 229H244V228H242ZM245 229H247V230H245V233L246 232H248V228H245ZM252 229H253V227H252ZM46 230V229H45ZM55 230V229H54ZM92 230H93V228H92ZM91 230V231H92ZM97 230V229H96ZM159 230H161V229H159ZM202 230V232H200ZM56 231V230H55ZM87 231V230H86ZM88 231H90V230H88ZM95 231V230H94ZM117 231V230H116ZM239 231V230H238ZM30 232H32V233H30ZM157 232V231H156ZM155 232V233H156ZM200 232V233H199ZM252 232H254V231H252ZM255 232H256V230H255ZM51 233V232H50ZM93 233V232H92ZM91 233V234H92ZM215 233V234H214ZM220 233H219V236H220ZM233 233V232H232ZM241 233V232H240ZM262 233V232H261ZM148 234V233H147ZM195 234V235H194ZM197 234H198V236H197ZM209 234V233H208ZM228 234V233H227ZM235 234H237V233H235ZM243 234V233H242ZM250 234H251V231H250ZM94 235H96V234H94ZM98 235V234H97ZM115 235V234H114ZM200 235V236H199ZM230 235H231V232H230ZM241 235V234H240ZM56 236H57V231H56ZM99 236V235H98ZM116 236V235H115ZM196 236V237H195ZM228 236V237H227ZM226 237H225V239L223 240L222 238V241L221 242H218V241H220L221 239L219 238L218 240H217V242L219 243V245L220 246H217V244H216V242H215V244H216V246H214L213 244H211V239L210 240H208L207 241V244L205 245V244H203V245H205V248H202V246H201V250L202 249H204V251H203V253L201 252V254L203 255V254H205L204 255V260H207L209 263L211 262L212 264H218L219 262H217V256H215L216 255V253H217V251L219 250V251H221V250H223V252L225 251V253H226V255L227 254H229V258L230 257H232V256H234V255H238V259L239 258H244L245 257V259H246V256H248V254H249V256L247 257L248 259H249V257H251L250 256V254H251V250H249V248L248 247H246V246H249V245H244V247H243V244H246L245 243V241H242V242H244V243H242V246H241V248H240V242L238 243L239 245H236L237 243H235V241L234 240H236L234 237L233 238H231L233 235H231V237H229V235H227ZM238 236V235H237ZM248 236H249V234H248ZM89 237H90V235H89ZM212 237V236H211ZM216 237H217V235H216ZM244 237V236H243ZM250 237V236H249ZM62 238V237H61ZM86 238V237H85ZM114 238V237H113ZM149 238V237H148ZM199 238V239H198ZM241 238V237H240ZM254 238V237H253ZM115 239V238H114ZM145 239V238H144ZM143 239V240H144ZM150 239V238H149ZM152 239H154V238H152ZM213 239V238H212ZM238 239H239V237H238ZM246 239V238H245ZM244 239V240H245ZM251 239H252V237H251ZM60 240H62V239H60ZM94 240V239H93ZM97 240V239H96ZM108 240V239H107ZM112 240V239H111ZM205 240H207V239H205ZM204 240V241H205ZM215 240V239H214ZM243 240V239H242ZM64 241V240H63ZM83 241V240H82ZM88 242L90 241V239H88L87 240ZM101 241V240H100ZM66 242V241H65ZM84 242V241H83ZM93 242V241H92ZM105 242H106V240H105ZM146 242V241H145ZM208 242H210V243H208ZM223 242V243H222ZM250 242H251V240H250ZM254 242V241H253ZM261 242V241H260ZM262 242H263V240H262ZM58 243H59V241H58ZM63 243V242H62ZM111 243V242H110ZM143 243V242H142ZM147 243V242H146ZM249 243V242H248ZM70 244V243H69ZM90 244V245H89ZM92 244H94V243H91V242H89L87 245L88 246H90L91 248V250L90 251H92ZM97 244V243H96ZM148 244V243H147ZM201 244H202V242H201ZM256 244V243H255ZM261 244H263V243H257L256 245L258 246H255V247H257V248H259V252L261 251V250H263V248H264V244H263V246L261 245ZM68 245V244H67ZM84 245V244H83ZM95 245V244H94ZM252 245H254V244H252ZM58 246V245H57ZM66 246V245H65ZM68 246H71V245H68ZM85 246V245H84ZM84 246H83V248H84ZM109 246V245H108ZM112 246V245H111ZM131 246V245H130ZM137 246V245H136ZM183 246V245H182ZM198 246H200V244L198 245ZM82 247V246H81ZM152 247V248H153ZM204 247V246H203ZM251 247V246H250ZM254 246H253V248H255ZM261 247H263V248H261ZM62 248H64V247H62ZM68 248V247H67ZM85 248H86V246H85ZM102 248H104V247H102ZM108 248V247H107ZM147 248V247H146ZM151 248V249H152ZM178 248V247H177ZM191 248V249H192ZM244 248V249H243ZM256 248V249H257ZM261 248V249H260ZM94 249V248H93ZM95 249H96V246H95ZM94 249V250H95ZM114 250H116L115 248H113ZM112 249V251H113V253L114 252H116V251H114ZM149 249V248H148ZM221 249V250H220ZM85 250V249H84ZM86 250H87V248H86ZM109 250V249H108ZM105 251V250H104ZM103 251V252H104ZM112 251L110 252V253H112ZM176 251V250H175ZM174 251V252H175ZM198 251V250H197ZM250 253H249V252ZM106 252V251H105ZM104 252V253H105ZM151 252H153V250H151ZM173 252V253H174ZM194 252V251H193ZM222 252V253H223ZM77 253V255L79 254L78 252H76ZM109 252H108V254H110ZM197 253H200V252H197ZM75 254V253H74ZM107 254V253H106ZM150 254V253H149ZM155 254H158V253H153V254H151L152 256L153 255H155ZM208 254V255H207ZM258 254V253H257ZM4 255V254H3ZM2 255V256H3ZM114 255H115V253L114 254H110V256H112V258L114 257ZM176 255H177V253H176ZM109 256V255H108ZM116 256V255H115ZM241 256V257H240ZM106 257V260H107V256H105ZM104 257V258H105ZM154 257V256H153ZM180 257V256H179ZM178 257V258H179ZM194 257H196V256H194ZM199 257V256H198ZM207 257H209V258H207ZM217 257V258H216ZM237 257V256H236ZM236 257H234V258H236ZM257 257V256H256ZM77 259H79V261H80V258H81V256L80 257H76ZM119 259L120 257H114V261L116 260V259ZM181 258V257H180ZM222 258V257H221ZM225 258V257H224ZM228 257L226 258V260L227 259H229ZM2 259V258H1ZM110 260H111V257L109 258ZM117 259V261H119ZM175 259V258H174ZM203 259V258H202ZM247 259V261H249ZM259 259V258H258ZM261 259V258H260ZM113 260V259H112ZM157 260V259H156ZM203 260V261H204ZM219 260V259H218ZM225 260V259H224ZM3 261H5V263L3 262ZM8 261H12V262H10V263H7ZM122 261V260H121ZM143 261V260H142ZM173 261V262H172ZM233 261V260H232ZM246 261V260H245ZM246 261V262H247ZM259 261V260H258ZM143 262H145V260L143 261ZM142 262V263H143ZM244 262V261H243ZM121 262L119 261V264H120ZM141 263V264H142ZM202 263V262H201ZM210 263V264H211ZM224 263V262H223ZM229 263V262H228ZM240 263V262H239ZM238 263V264H239ZM83 264V263H82ZM87 264V263H86ZM237 264V263H236ZM248 264V263H247ZM250 264V263H249ZM263 264H264V262H263Z\"/></svg>","mask_w":264,"mask_h":264}]
</instances>
